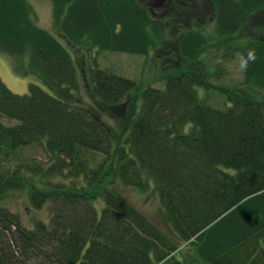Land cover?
<instances>
[{
    "label": "trees",
    "instance_id": "16d2710c",
    "mask_svg": "<svg viewBox=\"0 0 264 264\" xmlns=\"http://www.w3.org/2000/svg\"><path fill=\"white\" fill-rule=\"evenodd\" d=\"M50 2L74 49L153 52L160 72L138 83L75 68L27 0H0V52L49 90L16 94L0 78V264H264V0ZM213 37L221 62H243L235 85L212 82ZM196 87L229 104L208 106ZM30 147L43 158L22 157ZM118 186L152 187L174 238ZM12 191L48 217L24 222L4 203Z\"/></svg>",
    "mask_w": 264,
    "mask_h": 264
},
{
    "label": "rangeland",
    "instance_id": "374dc122",
    "mask_svg": "<svg viewBox=\"0 0 264 264\" xmlns=\"http://www.w3.org/2000/svg\"><path fill=\"white\" fill-rule=\"evenodd\" d=\"M31 8V16L35 24L47 31H49L62 46L69 52L73 64L76 67H80L79 63L82 64L87 70V67L97 66L99 68H108L116 74L131 79L135 82L149 83L156 78L160 72L159 59L155 57L154 53L148 55L125 53V52H112V51H100L95 47L88 49L87 51H80L71 47L67 41L59 35L52 24V7L50 0H27ZM207 35H212L211 24L207 26L205 31ZM210 43V46L205 52V57L209 62L211 70H216L217 65L223 67L222 73L216 78L213 77L212 82L218 85H235L242 77V66L243 62L239 56H236L232 61L221 62L219 60L220 52L218 46H215L214 39ZM25 64L19 68L15 64L13 57L0 52V78L7 86V88L16 94H25L28 91V84L34 83L39 85L41 88L49 92L48 88L33 74L27 73L23 70ZM79 74L82 76L81 69L80 73L76 70V76ZM80 87L82 86V79H79ZM151 85L156 87H163V82H153ZM197 93L204 102L211 107L223 108L224 105L229 104L223 95H220L215 90H205L202 87H196ZM80 96L86 100L84 92L81 91ZM109 121V120H108ZM43 150L40 147L27 148L22 153V157H34L38 161L43 158ZM119 191L135 208L142 212L151 222H153L159 229H161L166 236L174 238L171 233V229L166 222L162 210L159 205V201L156 193L152 187L145 193H140L132 188L125 186H118ZM102 200L95 202L97 212H100L101 207L104 203ZM4 203L12 210L18 212L21 218L27 224L32 223L35 218L48 217V209L43 206L40 210H35L30 207L28 203V197L24 191H12L8 197L4 199ZM176 237V236H175ZM181 244V243H180ZM181 252L183 255H190L192 258L193 250L188 245L181 246ZM180 252V253H181ZM180 253L175 255L176 260H182ZM183 261V260H182ZM168 264V263H162ZM170 264V263H169Z\"/></svg>",
    "mask_w": 264,
    "mask_h": 264
},
{
    "label": "water",
    "instance_id": "95a60500",
    "mask_svg": "<svg viewBox=\"0 0 264 264\" xmlns=\"http://www.w3.org/2000/svg\"><path fill=\"white\" fill-rule=\"evenodd\" d=\"M208 264H213V263H208Z\"/></svg>",
    "mask_w": 264,
    "mask_h": 264
}]
</instances>
